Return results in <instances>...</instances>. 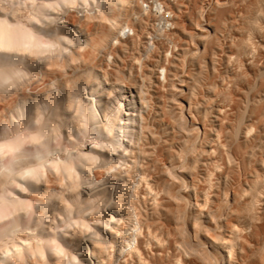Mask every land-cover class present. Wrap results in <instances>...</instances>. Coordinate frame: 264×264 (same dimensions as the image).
Listing matches in <instances>:
<instances>
[{"label":"bare ground","instance_id":"bare-ground-1","mask_svg":"<svg viewBox=\"0 0 264 264\" xmlns=\"http://www.w3.org/2000/svg\"><path fill=\"white\" fill-rule=\"evenodd\" d=\"M188 1L0 0V264H264V0Z\"/></svg>","mask_w":264,"mask_h":264},{"label":"rangeland","instance_id":"rangeland-1","mask_svg":"<svg viewBox=\"0 0 264 264\" xmlns=\"http://www.w3.org/2000/svg\"><path fill=\"white\" fill-rule=\"evenodd\" d=\"M187 1H188V0H187ZM192 1H193V0H190V2H192ZM194 1H196V2H195L196 4L192 2L190 5L195 4V5H192V6H191V7H193L192 10L195 8L194 6L197 5V7L195 8V10L192 11V10H191V7H187V6H189V4H188L189 1L185 3V5L188 4V5H186V7H185L186 9H185V8H182V10H183V11H185V10H186V11H189L190 13L188 12V14L190 15L191 13H192V14L197 13V11H199V9H200V12H201V13L198 12L199 15H200V14H203L202 17H200L201 15L199 16L200 18H203V17H204V13H203V12H205V17L202 19V20H204V19H205V20H204V21H201V23L205 26V27L203 26L205 29L210 30V28L207 27V26L204 24V22L206 23V14H207V12H208L207 10H209V7L212 8V4H213L212 2H213V1L215 2V0H203L204 2H202L201 0H199V2H198V0H194ZM216 1H217V0H216ZM219 1H220V0H219ZM231 1H232V0H230V2H231ZM233 1H234V3H235V4L233 3L234 5H233V4H230V2H229V4L231 5L230 7L228 6V5H229V4H228L227 6H224V7H223V10H222V8H219V10L221 9V10H220L221 13H220V11H219L218 8H217V11H216L217 13H216V16H215V20H216L217 23H215V24H216L217 26H218V24H220L218 27H220L221 29H224V30H225V27H226V30H225V31L223 30V31L225 32V34H224V32L221 30V32H222V34H223L224 36H223V35H220V39H221L222 37H225V38L228 39V37L225 36V35H228L226 32L233 31L232 29L236 28V26H240V24H241L240 21H242V20H240V17H241L240 14H239V13H240V10H241L242 8L246 7V6H244V5H247V6H248V4L250 3L249 0H248V1L246 0V1H247V4H245L246 2H245L244 0H243L244 2H242L241 0H233ZM233 1H232V2H233ZM201 2H202V5H201ZM248 2H249V3H248ZM236 3H237V4H236ZM240 3H241V4H240ZM243 3H244V4H243ZM209 4H210L211 6H209ZM200 5L202 6V8H199V7H201ZM239 5H240V7H242V8H240ZM208 6H209V7H208ZM233 6H234V7L237 6V7H236V8H233ZM243 6H244V7H243ZM227 7H229V9H228ZM231 7H232V8H231ZM207 8H208V9H207ZM230 8H231V9H230ZM189 9H190V10H189ZM201 9H202V11H203V10H205V11L202 12ZM233 9H234V10H233ZM235 9H237V11H236ZM232 10H233V11H232ZM235 11H236V12H235ZM238 11H239V12H238ZM193 12H194V13H193ZM228 12H230V14H231V12H232L233 15H230ZM233 12H234V13H233ZM237 12H238V13H237ZM198 13H197V14H198ZM223 13H224V14H223ZM192 14H191V15H192ZM214 14H215V12H214ZM219 14H221V15H219ZM236 14H239L238 17H236V16H237ZM218 15H219L221 18H220ZM223 15H224L225 17H226V16H229V15H230V16L227 17V18H228V19H227V18H225ZM234 17H235V18H234ZM75 18H76V16L74 15V19H75ZM216 18H217V19H216ZM223 18H224V19H223ZM230 18H231V20H233V18H234L233 23H232L234 27H233V26L231 27L232 24L229 22ZM225 19H226V20H225ZM235 19H236V20H235ZM241 19H242V18H241ZM220 20H223V21L225 20V22L227 21V22L225 23L226 25H225V24H222V23H224L223 21H221L222 23H220ZM231 20H230V21H231ZM237 20H238L239 22H238ZM231 22H232V21H231ZM235 22H236V23H235ZM237 22H238V23H237ZM234 23H235V25H234ZM222 25H223V26H222ZM224 25H225V26H224ZM227 25H228V26H227ZM229 26H230V27H229ZM223 27H224V28H223ZM187 28H188V26H187ZM227 28H228L229 31H227ZM222 39H224V38H222ZM222 39H221V40H222ZM190 48H191V46H190ZM192 48H193V47H192ZM219 52H220V51H219ZM219 52H217V54H216L217 56L215 55V57H216V58H215V59H216V62L219 64V65H217V63H216L215 66H216V67L218 66V67H217V68H216V67H215V68L213 67L214 69H213L212 67L207 68V69H208V70H207V74L203 77L204 80H203V78H202L203 81H202L200 87H198V88H200V89L197 88V93H196V95H197V97H198L197 100H198V101L200 100V101H199L200 103L205 102V100H207L206 98H208L207 95H209V94H210V96H211L212 98L217 99V95H218V94H216L217 91H216V92L214 91L215 89H213V88H214L213 85H212V87H211V84H213V81H214V83H215V81H216L215 79H217V80L220 79V71H221L220 68H221V63H219L220 61H219L218 59L220 58L219 56L221 55V52H220V53H219ZM132 53H133V52L130 50V51L128 52L129 55L127 54L128 56L126 55L127 57H126L125 59L128 60V58H129V60H130L131 62H134L135 59L138 60V58H139V60H140L141 55H140V56H136V57L133 55L134 58H135V59H133V58H132V57H133V56H132ZM218 53H219L220 55H219ZM130 54H131V57H130ZM137 57H138V58H137ZM217 57H218V58H217ZM131 59H133V60H131ZM142 59L144 60L145 58L142 57ZM142 59H141V61H140L139 63H138V61H137L138 64L135 62V64H136L138 67L135 66V67L133 68V70H132V71L134 72V74H133V72H132V74H133L134 76H135V72H136V71H137V73H138V71H140V70H138L139 67H140V69H141V71H140L139 74H141V72H142V68H141V66H140V63L143 61ZM127 60H126V63H127V66H128L129 63L127 62ZM186 62H187V63H185V68H184V70H185V71L187 70L186 72H188V70H190L191 72H193V69H194L196 66L194 67L193 65H191V63H190V61H189L188 59L186 60ZM188 65H189V66H188ZM231 66H232L231 68H233V70H234L235 65H234V64H233V65L231 64ZM130 67H131V64L128 66V69L131 71ZM131 68H132V67H131ZM162 68H163V67H161V69L159 68L158 73H159L160 70H162ZM196 68H197V67H196ZM135 69H136V71H135ZM211 69H212V70H211ZM217 69H218V70H217ZM219 69H220V70H219ZM216 70H217V72H215ZM235 70H236V69H235ZM185 71H184V73H185ZM209 71H210V72H209ZM211 71H213L214 73H216V74H214V75H215L214 78L216 77V75L218 74V71H219V74L217 75V78L214 79V78L211 76V75H213V73H212ZM195 72H198V71H195ZM208 72H209V73H208ZM137 73H136V76L139 77V75H138ZM160 73H161V72H160ZM160 73H159V74H160ZM185 74H186V73H185ZM208 74H209V75L211 74V75L209 76ZM207 75L209 76V78H212V79H209L208 77H206ZM158 76H159V75H158ZM159 77H160V76H159ZM218 77H219V79H218ZM207 78H208L210 81L212 80V82H209V80H208ZM205 81H206V82H205ZM217 82H219V81H217ZM217 82H216V83H217ZM205 83H206V84H205ZM162 85H163V83L161 84V86H162ZM161 86H160V84H159V85H158L159 88H158V87H156V88H157L158 90L161 89V90H162L161 92H163V89H164L165 87L161 88ZM163 86H164V85H163ZM207 86H208V88H207ZM209 86H210V87H209ZM206 88H207V89H206ZM211 88H212V89H211ZM254 89L256 90L257 88H254ZM199 90H200V91H199ZM206 90H207L208 92H207ZM209 90H211V91H209ZM216 90H217V89H216ZM255 90H254V91H255ZM159 91H160V90H159ZM203 93H204V94H203ZM214 93H215L216 95H215ZM201 97H203V99L205 98V100L202 101V100H201V99H202ZM205 103H207V101H206ZM156 104H157V102H156ZM154 116H155V115L153 114V118H154ZM155 118L157 119V116H155ZM165 118H166V119H165ZM165 118H164V120H166V121H168V122L170 121V119H169L167 116H166ZM200 127H201V126H200ZM201 129H202V127H201ZM165 161L168 162L167 160H163V159H162V162H163V163H164ZM166 162H165V164L168 165L169 162H168V163H166ZM202 185L204 186V183H203V182H202V184H200V186H201V188H204ZM162 222H164V223H162V225H163V224L165 225V228H164V226H163V228H164L166 231H167V230L170 231V233H167L165 230H162V231H163L162 233L160 232L161 230H158L157 233L159 232V233H161V234H164V236H165L166 238H165L163 235H160V234H159V235H160L161 237L163 236L162 238L165 239L166 242H170V244H173L175 241H179V242H180V239H181V238L179 239L178 235L176 236V233H175V235L173 234L174 231H175L174 229H176L177 226H178V225H176L177 222H176V221H175V222H174V221H172V222H171V221H162ZM169 222H170V223H169ZM173 222H174V223H173ZM167 226H168V227H167ZM174 227H176V228H174ZM160 228H161V227H160ZM160 228H159V229H160ZM167 228H168V229H167ZM170 229H171V230L173 229L174 231H171ZM164 231L166 232L167 235L165 234ZM172 232H173V233H172ZM167 236H168V237L170 236L171 239H170V237L168 238ZM176 237H177V238H176ZM168 239H169V241H168ZM259 239H260V243H262V240H263V239H262L261 237H260ZM259 239H258V240H259ZM172 240H173V241H172ZM174 240H175V241H174ZM172 242H173V243H172ZM258 242H259V241H258Z\"/></svg>","mask_w":264,"mask_h":264},{"label":"clouds","instance_id":"clouds-1","mask_svg":"<svg viewBox=\"0 0 264 264\" xmlns=\"http://www.w3.org/2000/svg\"><path fill=\"white\" fill-rule=\"evenodd\" d=\"M95 2V0H93V3ZM80 6H82V5H80Z\"/></svg>","mask_w":264,"mask_h":264}]
</instances>
